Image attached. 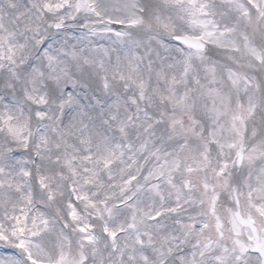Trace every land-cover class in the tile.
Segmentation results:
<instances>
[{"label": "snow or ice", "instance_id": "obj_1", "mask_svg": "<svg viewBox=\"0 0 264 264\" xmlns=\"http://www.w3.org/2000/svg\"><path fill=\"white\" fill-rule=\"evenodd\" d=\"M187 4L180 11L191 30L173 37L179 57L160 59L156 53L160 59L156 76L165 85L153 88L159 104L148 108L137 105L122 117L112 116L118 120L122 136L130 139L138 129L143 133L142 142L113 146L108 139H101L97 144L96 163L113 187L117 182L112 164L120 161V200L112 207L107 200L96 201L75 189L73 199L85 201L97 218L114 217L111 226L103 227L104 238L111 242L113 254L121 257L129 247L121 246V240L131 241L126 264H141L151 258L146 242L150 243L153 231L168 227L169 218L188 234L196 233L197 238L191 247L183 246L187 239L170 246L166 264H264V0H187ZM159 7L153 0H141L138 15L136 0H75L74 4L56 0L43 5L48 12L62 13L58 22L49 25L57 35L71 31L65 28L71 23L85 25L93 36L126 44L132 53L127 58L128 75L121 72L119 63L113 70L139 90L141 101L147 83L133 78L136 61L142 59L136 50L142 46L141 29L150 28L152 18L161 23ZM80 13L94 17V22L88 25L86 19L78 18ZM162 27L172 25L165 22ZM35 39L39 44L36 55L43 53L54 62L52 36ZM95 51L104 56L109 53L103 46ZM32 63L29 60L25 72ZM99 65L103 68V61ZM151 67L150 61L149 71ZM64 91L68 95L61 97L58 89L48 84V95L61 99L62 107L73 103V93L67 88ZM129 99L136 105L135 98ZM156 137L155 146L150 147ZM124 149L130 152L127 161ZM136 152L146 153L155 164L145 167V157L137 159L132 154ZM84 159L91 160V152ZM5 162L7 166V157ZM64 164L75 173L71 159H65ZM83 171L84 184L100 179L95 167L86 166ZM21 173L30 175L23 169ZM161 180L176 193L174 203L165 204ZM188 197L201 211L183 223L177 217ZM20 198L23 206L0 196V264H71L64 251L68 221L85 243H95L92 224L77 207L61 224L39 206L33 209L30 194ZM49 199H53L51 194ZM149 199L154 203L151 209L147 207ZM180 248L183 250H176ZM85 259L82 255V264Z\"/></svg>", "mask_w": 264, "mask_h": 264}, {"label": "clouds", "instance_id": "obj_2", "mask_svg": "<svg viewBox=\"0 0 264 264\" xmlns=\"http://www.w3.org/2000/svg\"><path fill=\"white\" fill-rule=\"evenodd\" d=\"M55 2L0 0V196L6 195L11 204L23 206L21 194H30L33 209L39 206L61 224L66 220L67 213L77 207L80 215L92 224L91 234L96 239L94 244L85 243L72 222L68 221L64 251L71 264H82V255L86 258L83 264H101V258L102 264H126L131 241L121 240V246L129 245L125 249V256L121 257L119 253L113 254L111 242L104 238L103 227L105 224L111 226L114 217H95L94 210L87 207L85 201L73 199V190L85 192L96 201L107 200L112 207L120 200V161L114 160L112 164L114 180L117 182V186L113 187L102 167L96 163L97 144L101 139H108L113 146L142 142L143 133L138 129L130 139L122 136L118 131V120H113L112 116L118 114V117H122L137 105L148 108L159 104L153 88L163 89L165 86L156 76L160 59L165 56L178 58L173 37L191 30L186 23V16L180 11L181 7L188 6L187 0L172 5L166 0H153L154 4L160 6L156 11L161 23L152 18L151 27L141 29L144 32L142 46L136 50V55L142 59L136 61L138 69L133 77L147 83L143 101L139 98V90L127 80H122L113 70L119 63L121 72L127 77V58L132 54L128 46L93 36L85 25L68 23L65 28L72 30L57 35L55 28L49 29V25L58 22L62 13L48 12L43 8L44 3ZM67 2L74 4L75 0ZM136 5L139 15L141 0H136ZM78 18L86 19L88 25L95 20L94 17H85L83 13ZM64 19L68 20L66 14ZM165 22L172 28L162 27ZM49 35L52 36L53 44L50 51L56 57L51 63L43 53L36 55L39 44L35 37L44 39ZM101 46L109 49L107 56L95 51ZM149 51L151 55H146ZM156 53L160 54V59H157ZM29 60L33 63L25 72ZM99 61H103V68ZM150 61L151 71L148 68ZM48 84L56 87L61 97L67 96L68 92L64 89H69L73 93V103L62 107L61 99L48 95ZM125 84L127 86L118 92L117 88ZM129 97L136 99V105L131 103ZM41 109V115L37 116ZM157 139L154 138L150 147L155 146ZM89 152L92 159L85 160ZM17 153L23 155H15ZM132 154L137 159L144 156L142 162L145 167L155 164V160L147 157L146 153ZM129 155L130 152L124 149L125 161ZM65 159L73 161L75 173L64 164ZM86 166L95 167L100 179L84 184L86 173L83 169ZM22 169L30 175L23 176ZM160 184L165 204L174 203L176 193L163 180ZM50 194L53 197L51 200ZM188 200L177 217L183 223L198 217L201 211L200 207L190 202L191 197ZM153 206V201L149 199L147 207L151 209ZM2 216L3 210L0 209ZM166 223V229L153 231L150 243L146 242L145 246L152 256L141 264H166L170 246L187 239L183 246L191 247L197 238L196 233L188 234L170 218ZM225 236L227 239L228 233Z\"/></svg>", "mask_w": 264, "mask_h": 264}]
</instances>
